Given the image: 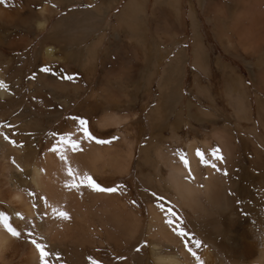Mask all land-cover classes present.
Here are the masks:
<instances>
[{
	"label": "bare ground",
	"instance_id": "1",
	"mask_svg": "<svg viewBox=\"0 0 264 264\" xmlns=\"http://www.w3.org/2000/svg\"><path fill=\"white\" fill-rule=\"evenodd\" d=\"M53 1L61 5L71 2ZM10 2H0V23L4 26L23 15L20 8L11 6ZM154 2L155 6L168 4L180 21V0ZM197 2L200 7L203 5V0ZM231 2L233 13L228 15L224 5L211 4L209 10L213 13L215 32L220 39L225 38L223 21L228 18L230 31L238 33L244 45L242 50L256 58L254 85L260 92L253 94L250 85L238 75L231 74L230 79L225 75L221 97L228 112L219 106L218 97L209 86L194 74L192 88L212 108L198 107L189 101L186 125L185 110L180 107L184 99L182 69L186 63L183 60L186 50L182 47L164 64L156 104L147 114L150 137L144 144L140 141L143 130L138 114L120 107L126 102L127 108H132L134 103L130 99L134 96L122 91L123 80L104 79L98 90L92 91L85 100L102 108V114L94 121L98 130L104 133L119 129L110 143H97V138L89 139L85 130L73 121H66L68 142L62 143L60 139L54 143V137L49 134L41 144L44 149L40 154L39 139L26 140L28 143L24 146L15 145L10 140L8 127L0 125V203L9 204L8 209L0 205V214L7 216L8 223L20 234L13 236L0 223V264H105L97 258L104 250L116 259L132 252V264H264V0ZM129 6H134L133 15H138L136 24H129L128 20L122 24L127 22L125 27L132 26H128L134 34L132 40L139 45L140 81L145 97L142 107L146 108L156 71L170 50L160 45L148 47L144 43L147 38L145 0H134ZM188 9L193 39L192 65L209 75L206 47L192 1ZM71 20L76 26L77 20L68 14L51 27L47 37L58 43L59 39L69 59L91 65L95 51L89 49L83 55L84 47L78 48L89 35L84 34L82 23L79 29L70 27ZM33 23L41 30L47 26V19L41 15ZM227 40L229 45H234L233 38L229 36ZM13 41L10 34L0 33L2 45H16ZM38 53L51 65V46H43ZM2 55L0 82L6 87H0V122L11 117L18 130H32L39 135L45 130L39 122V110H34L32 103L22 107L23 99L9 98L11 75L1 70V64L6 66L9 60ZM223 68L227 71L229 66ZM13 85L14 89H19L20 80ZM29 85L32 98L38 92L54 94V100L77 93L75 89L57 97L60 82L41 71ZM171 115L174 120L165 123ZM192 122L207 131L201 132ZM184 125L195 137L181 135ZM26 138L24 135L22 139ZM72 142L77 143V149L71 147ZM53 148L56 151H52ZM197 151L203 153L208 164L201 163ZM181 152L188 167L177 154ZM132 168L137 172L143 207L134 200L125 183L110 187L117 190L108 193L79 182L80 177L88 175L100 185L103 179L130 176ZM69 169L73 171L72 176L68 174ZM60 212L66 213L68 218L61 217ZM181 231L186 235H179ZM35 239H40L36 244L42 245L48 253L43 261L36 244L32 243Z\"/></svg>",
	"mask_w": 264,
	"mask_h": 264
},
{
	"label": "rangeland",
	"instance_id": "2",
	"mask_svg": "<svg viewBox=\"0 0 264 264\" xmlns=\"http://www.w3.org/2000/svg\"><path fill=\"white\" fill-rule=\"evenodd\" d=\"M11 6H18L20 8V11L23 12V15L17 19L14 20L12 23L3 25L0 23V33L1 35H4V33H8L14 38V43H17L16 45L10 46V45H2L0 43V54L7 58L9 61L6 66L1 64V70L5 72L6 75L10 76V91L11 94L9 96L10 100H20L22 101V107H26L31 105L34 110H39L40 112V121L42 124L43 129H45L41 134L38 135V133H34L32 130L30 131H20L15 126V123L12 121V118H7L0 122V125L4 126L7 125L9 129V137L12 142H15L14 144H18L20 146L26 145L28 141H33L35 139H39L38 144V150L40 154H42L43 149L42 145L43 142L46 140L47 136L52 135L54 137L53 142L60 140L61 137L67 138V130L65 129V123L66 121H73L74 124H77L78 128H82V130H87V133H90V136L97 138V140H104V141H112L113 136H115L116 130L119 129H110L108 132H102L101 130H98V128L94 125V121L102 114V108L96 107L94 103H88L85 101L84 98H65L61 97L60 100V113L50 111L51 110V104L50 102L52 99L48 98L49 100V106L46 104L45 107L43 106V101L45 99L41 98V94L39 95L40 98L37 99L35 96L32 98L31 94L28 93V84H27V75L32 73V75L36 74L39 67L47 65V62L44 61V58L41 56V53H38L39 50L42 49L45 45H52V42L50 38L47 37L48 32L50 31L51 27L53 26V22L56 21L57 23V15H54L57 11L53 7V0H10ZM192 1L195 5L196 10V16L198 18L199 24H200V32L203 36L204 44L206 47V53L208 56L207 62L210 65V73L209 75H205L202 71L199 69L193 67L192 61H193V53H192V29L190 27V18L187 17L188 21V34L185 36V38H181L180 34H169L167 33V28H164L163 26H160V28H157L155 32H152V34H147L146 32V40L145 44L148 47L157 46L160 45L163 48H168L170 50L168 56L163 60V62L160 64L158 71H156V74L154 76V80L152 82V85L150 86V93L152 94L151 98L149 99L148 106L146 108L142 107V103L145 99V97L142 94V91L144 90V86H142V83L140 81L141 77V71L140 70V64L138 62V59H136L135 68L137 69L139 75H136L137 80L136 81H129L130 79L123 80L121 82L125 87L122 89L123 93H131L134 97H131L130 99L134 102L132 108H127V103H121V109L126 110L129 113H137L139 116L138 121L140 122L141 128L143 130V135L141 136V144H144L146 140L150 137V130L148 127V118L147 114L151 107H153L156 104L157 96L159 94L158 90V81L161 76L164 64L169 62L171 58L174 56L175 52L179 48H185L186 54L184 56V68L182 69L183 72V94L184 99L181 102L180 107L183 108L184 116L183 119L186 121V125L189 123L188 119V102H192L193 104L197 105L198 107L206 108L208 110H211V104L205 99L201 98L199 95L196 94L195 90L192 88V76L194 74H197L201 80V82L204 85H208L209 88L212 90L213 95L218 97V104L221 106L224 110L228 112V107L224 103L221 94L223 91L224 86V80L225 75L230 79L231 74L232 75H238L242 78H244V81L247 85H250V90L253 94L259 93L260 90L255 89L254 81L257 77V70H256V58L254 55L244 52L242 49L244 48V45L239 41V35L238 33L233 34L230 31V21L228 18L224 19V31H225V38L222 40L218 37V35L215 32L214 27V21H213V13L209 10L210 6L214 2H218L221 5H224L226 7L227 15L229 13H233V5L231 0H203V5L201 7L198 5L197 0H183V8L186 13L188 11V3ZM181 5V14H182V0H180ZM188 2V3H187ZM47 4V6L45 5ZM165 4V3H162ZM63 5V4H62ZM49 6V8H48ZM48 8V10H47ZM52 9L55 10V12H51ZM53 10V11H54ZM47 11V12H46ZM66 9H63L61 14L64 13ZM57 13V12H56ZM66 13V12H65ZM44 19H47V26L44 29L38 30L35 28L34 25V19L36 20L37 17L41 16ZM67 16V15H66ZM65 17V16H63ZM229 17V16H228ZM232 17V16H230ZM229 17V18H230ZM33 20V21H32ZM177 20V19H176ZM181 20V19H180ZM74 27V26H72ZM75 28V27H74ZM79 29V28H76ZM3 33H2V32ZM5 31V32H4ZM79 35V34H77ZM162 36V37H161ZM233 38L234 45H229L227 43L228 37ZM9 37V35H8ZM79 38V37H78ZM77 38V40H78ZM8 39V38H7ZM85 40V39H84ZM87 40V39H86ZM135 40V39H134ZM157 41L153 43V41ZM59 43L56 42L57 52H59V77H60V85L62 82V88L59 87L60 94L63 92H73L77 87L69 86L67 83L68 81L65 79L67 75H69V65L73 68V59H70L65 56L64 48H62L60 40L58 39ZM133 41V40H132ZM18 42H20V45L18 46ZM85 42V41H84ZM135 42V41H134ZM151 42V43H149ZM6 43H9L8 41ZM83 43V42H82ZM187 44L186 46L181 44ZM68 44V43H67ZM137 44V43H136ZM59 45V48H58ZM82 45V44H80ZM3 46V47H2ZM139 46V45H138ZM235 48V49H232ZM139 56H141L140 49H138ZM173 54V55H172ZM140 58V57H139ZM21 59L23 63L21 62ZM83 62V61H80ZM23 64V65H22ZM218 64V65H217ZM124 68L127 66L123 64ZM224 65L229 66V69L226 71L224 70ZM50 66V64H49ZM134 67V66H130ZM148 67V65H145V69ZM123 68V69H124ZM233 70V72H232ZM147 71L150 72V69L147 68ZM226 71V72H225ZM227 73V74H226ZM39 74V73H38ZM30 75V76H32ZM3 80V79H2ZM20 80V87L19 89H14V82H17ZM56 81V80H55ZM66 82V83H65ZM142 82H145L142 81ZM64 85V87H63ZM142 86V87H141ZM64 88V89H63ZM69 89V90H68ZM39 93V92H38ZM30 95V96H29ZM46 95V94H45ZM48 96H51V93H47ZM68 95V94H67ZM34 96V95H33ZM35 99V100H34ZM38 100H40L38 102ZM53 102V101H52ZM51 102V103H52ZM223 102V103H222ZM84 103L83 108L80 106ZM36 104V105H35ZM79 104L78 106H76ZM75 109V110H74ZM79 109V110H78ZM64 110V111H63ZM63 111V112H62ZM76 111L78 113H76ZM194 108L192 109V112H194ZM54 112V113H51ZM51 114V115H50ZM55 115H58L57 118ZM51 117V118H50ZM174 115H171L170 118H167V122H172L174 120ZM73 119V120H72ZM80 120L86 121V124L84 126L80 125ZM12 121V122H11ZM4 123V124H3ZM193 126H199L197 128L200 129L201 132L205 129L204 126L198 125L196 122H192ZM96 127V128H95ZM131 132L133 129H130ZM22 133L21 135H19ZM19 135V136H18ZM25 135L26 139H22ZM165 135H169L168 132H165ZM181 135L185 136V138H193L195 137L194 134H189V129L184 125L183 130L181 132ZM131 136V135H130ZM187 136V137H186ZM18 137V138H16ZM19 137H22L21 139ZM33 137V138H32ZM42 139V140H41ZM17 140V141H16ZM74 140V139H73ZM18 142V143H17ZM14 145V146H15ZM35 147V146H34ZM136 174V175H135ZM119 181V182H118ZM103 184H100L101 186H106L107 188L115 187L118 183H125L126 186L132 191L134 200L143 207V201L141 200L139 196L138 187L140 186L137 181V172L135 168H132L130 176H126L121 179L116 180H102ZM3 205L2 207L5 209H8L9 204L0 203V205ZM7 206V208H6ZM4 209V210H5ZM28 237V236H27ZM38 237V236H37ZM40 238V237H38ZM31 240L33 238H30ZM36 241V239H35ZM40 242V239H38ZM36 241V242H38ZM97 249H94V251ZM136 250V248H135ZM131 253H127V255L121 256V258L116 259L113 258L112 255L108 253L107 250L101 251V253L98 255V259H101V261L105 262V264H132L131 259ZM129 260V262H128Z\"/></svg>",
	"mask_w": 264,
	"mask_h": 264
},
{
	"label": "crops",
	"instance_id": "3",
	"mask_svg": "<svg viewBox=\"0 0 264 264\" xmlns=\"http://www.w3.org/2000/svg\"><path fill=\"white\" fill-rule=\"evenodd\" d=\"M70 1H71L70 3L64 5H61L58 2H53V7L57 10L56 11L57 13L55 12L54 14L58 16L57 22L63 16L72 14L74 19L77 20V22L74 23L76 24V26L74 25V27L78 28L80 27L78 25L82 23L81 27L83 28L84 34L89 35L88 37L85 38L86 43L84 42L78 48L81 49L84 47L83 55L87 54L89 49H90L89 51H91V49L94 50L95 55H94V63H92L91 65L86 64L85 61L83 64H81L80 62L73 61L74 64L73 68L71 65H69V75L67 76H72L73 79L72 80H68L66 78L65 79L68 81L67 83H69L73 87L74 86L77 87L76 88L77 93L63 95L62 97L86 99L88 98V96L91 95L92 91H97L99 88L98 86L107 79L108 80L113 79L112 81H120V80L125 81L127 79H130L129 81H136L137 80L136 75H139V73L135 68L136 67L135 64H136V59L139 58V53H138L139 47L137 46L136 42L132 41V37H134V34L132 30L129 28L132 26L131 25H128L129 27L126 26L127 27L126 29L125 25H127V22L122 24L123 21H127V20L129 24H133V25L136 24V19L138 15L137 16L133 15L134 6L133 8L132 6H129V3H131L134 0H70ZM154 1L155 0H145V10H146L145 27L147 29V34L149 33L152 34V32L156 31V28H160V26H163L164 28H167V33L180 34L181 38L183 37L185 38V36L188 34L187 33L188 11H186V13L184 11L183 0H182V14L180 16L181 17L180 21L176 20V16L168 4H160L158 6H155ZM63 9H66L65 11L66 13L64 12L61 14ZM71 24H72V20L70 21V27L73 26V24L72 25ZM54 25H56V21L53 22V26ZM122 27L125 30L122 29ZM96 41H98V43ZM155 42L157 41L156 40L153 41V43ZM94 43L96 44L95 46ZM56 44H57L56 41H53L52 45H50L53 50V60L51 62V65L49 66V64L47 63V65L39 67L38 70L41 71L42 68H49L50 71L45 72V74L50 76L54 81L56 80L57 82H61L59 77L60 74L58 70L60 57H59V52L56 53L57 51ZM183 45L186 46L187 44L185 43L181 44V46ZM123 64H125L127 67L124 68ZM130 66H134V67H130ZM39 72L37 71V73L34 75H32V73L27 75L28 93L31 92L29 85L30 81L36 80ZM33 76L35 77L34 79L32 78ZM40 94L42 95L41 98L45 99V101H43L42 107H45L46 104L49 106V100L48 101L46 100L49 98L47 94L45 95V93H35L34 96H36L37 99H39ZM53 96L55 97L56 95L51 94V98ZM57 97H61L60 93L57 95ZM52 100L53 102L52 103L50 102L51 104L50 111L60 113L61 111L59 108L60 106L59 98H56V100L52 98ZM39 101L40 100H38V102ZM78 105L79 104H77L76 106ZM83 105L84 103H82L80 107L83 108ZM95 106L98 107L97 105ZM76 113L78 112L76 111Z\"/></svg>",
	"mask_w": 264,
	"mask_h": 264
},
{
	"label": "snow or ice",
	"instance_id": "4",
	"mask_svg": "<svg viewBox=\"0 0 264 264\" xmlns=\"http://www.w3.org/2000/svg\"><path fill=\"white\" fill-rule=\"evenodd\" d=\"M0 2H3V0H0ZM42 72H49L50 69L49 68H42L41 69ZM33 79L35 78L34 76L32 77ZM66 79L68 80H72L73 77L72 76H67L65 77ZM0 87H6V85H4L2 82H0ZM86 124V121L84 120H80V125L81 126H84ZM2 127H7V125H4ZM85 135L88 136L89 139H92V137L90 136V134L87 133V130L85 129ZM5 139H7V137L5 136ZM61 142L62 143H67L68 140L65 138V137H61ZM97 143H100V144H104V143H110V141H104V140H97L96 141ZM14 143V142H13ZM71 147L75 150L77 149L78 145L76 142H72L71 143ZM52 151H56L55 148L51 149ZM218 151V150H217ZM179 156H180V159L181 161L183 162L184 166L185 167H188V161L187 159L185 158V155L184 153H177ZM197 156L200 157V160H201V163H204V164H208V161L205 159L203 153H201L200 151H197L196 153ZM213 155L215 156L216 155V151L213 152ZM218 159H220L221 161L223 160V157L222 156H218L217 157ZM63 159V157H62ZM213 168L216 167L215 164H212L211 165ZM68 174L70 176L73 175V171L72 169H69L68 170ZM189 174L190 171H189ZM225 175H227V173L225 172L224 173ZM79 182L80 183H86L88 186H90L91 188H93L95 191H100V192H108V193H114L117 189L116 188H103L101 187L99 184H97L90 176L88 175H84L83 177H80L79 178ZM72 186H77L76 184H73ZM59 215L63 218H68L67 217V214L64 213V212H60ZM0 223L3 224V226L13 235V236H19L20 234L8 223V217L7 216H4L3 214H0ZM179 235H186V233H183L182 231L180 233H178ZM32 243L36 244V241L33 240ZM197 245H199V241H196ZM36 247L37 249L40 251V259L41 261L44 260L45 256L48 255V253H46L44 251V247L40 244H36Z\"/></svg>",
	"mask_w": 264,
	"mask_h": 264
}]
</instances>
